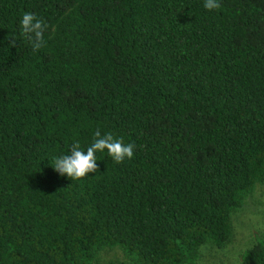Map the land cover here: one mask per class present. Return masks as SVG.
Here are the masks:
<instances>
[{
  "label": "trees",
  "instance_id": "16d2710c",
  "mask_svg": "<svg viewBox=\"0 0 264 264\" xmlns=\"http://www.w3.org/2000/svg\"><path fill=\"white\" fill-rule=\"evenodd\" d=\"M0 0V264H196L264 184V0ZM49 24L33 52L20 21ZM15 40V46L10 44ZM81 181L53 169L97 129ZM240 264H264V237Z\"/></svg>",
  "mask_w": 264,
  "mask_h": 264
},
{
  "label": "clouds",
  "instance_id": "9594fccd",
  "mask_svg": "<svg viewBox=\"0 0 264 264\" xmlns=\"http://www.w3.org/2000/svg\"><path fill=\"white\" fill-rule=\"evenodd\" d=\"M203 7L208 11L218 10L221 7L220 0H204ZM20 28L23 36L31 44L33 52L39 51L45 46V32L49 29V24L34 13H24ZM15 40L10 44L15 46ZM136 145L125 143L123 138H116L111 132L101 133L98 128L93 135V142L82 150L79 142L71 145L70 153L61 155L54 160L53 169L61 176H66L73 181H81L98 172L97 157L98 152H107L112 161L123 164L126 160L131 161L134 157Z\"/></svg>",
  "mask_w": 264,
  "mask_h": 264
},
{
  "label": "rangeland",
  "instance_id": "374dc122",
  "mask_svg": "<svg viewBox=\"0 0 264 264\" xmlns=\"http://www.w3.org/2000/svg\"><path fill=\"white\" fill-rule=\"evenodd\" d=\"M232 232L223 248L204 246L196 264H240L242 253L251 248L257 238L264 237V184H258L231 218ZM95 264H130L122 250L104 249Z\"/></svg>",
  "mask_w": 264,
  "mask_h": 264
}]
</instances>
